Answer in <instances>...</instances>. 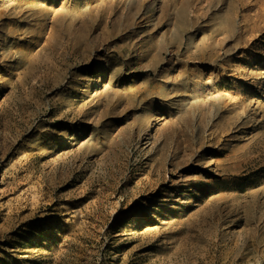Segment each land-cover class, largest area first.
Returning <instances> with one entry per match:
<instances>
[{
    "label": "rangeland",
    "instance_id": "obj_1",
    "mask_svg": "<svg viewBox=\"0 0 264 264\" xmlns=\"http://www.w3.org/2000/svg\"><path fill=\"white\" fill-rule=\"evenodd\" d=\"M0 264H264V0H0Z\"/></svg>",
    "mask_w": 264,
    "mask_h": 264
}]
</instances>
